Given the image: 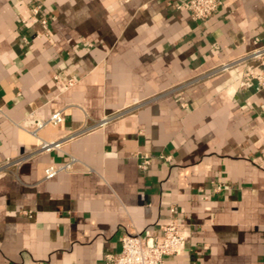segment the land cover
Segmentation results:
<instances>
[{
  "label": "crops",
  "instance_id": "crops-1",
  "mask_svg": "<svg viewBox=\"0 0 264 264\" xmlns=\"http://www.w3.org/2000/svg\"><path fill=\"white\" fill-rule=\"evenodd\" d=\"M181 1L0 0V264H107L170 218L163 264H264V91L204 77L264 44V0Z\"/></svg>",
  "mask_w": 264,
  "mask_h": 264
},
{
  "label": "built area",
  "instance_id": "built-area-1",
  "mask_svg": "<svg viewBox=\"0 0 264 264\" xmlns=\"http://www.w3.org/2000/svg\"><path fill=\"white\" fill-rule=\"evenodd\" d=\"M220 5V0H182L179 8L187 11L194 21H205L218 10ZM40 13L41 5H33L31 8L33 19H38L37 21L41 27L45 29L47 22L45 19L38 18ZM230 70L240 72L236 80L238 86H251L256 91H264V44L254 41V46L249 51L211 69L204 77H214ZM69 84L71 85V82ZM62 120V111H56L46 119L37 120L35 128L39 130L48 126L56 127L62 123ZM74 135V133H70L54 141H41L38 151L40 153H49L52 150H59L62 142ZM73 162L74 159H71L70 162L61 165L48 166L44 171V179H52L60 172L70 171ZM149 164V158L143 157L139 168L145 170ZM160 232L161 235L156 236L150 233L124 231L120 235V251L117 254L108 255L106 263L163 264L165 257L175 255L182 249L185 243V236L180 230L179 223L174 218H170L160 228Z\"/></svg>",
  "mask_w": 264,
  "mask_h": 264
}]
</instances>
